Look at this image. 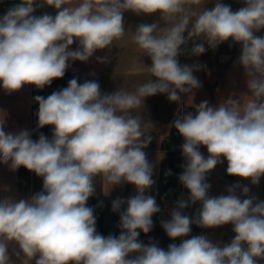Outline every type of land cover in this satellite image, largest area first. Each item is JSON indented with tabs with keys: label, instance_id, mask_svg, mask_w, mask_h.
Listing matches in <instances>:
<instances>
[{
	"label": "clouds",
	"instance_id": "obj_1",
	"mask_svg": "<svg viewBox=\"0 0 264 264\" xmlns=\"http://www.w3.org/2000/svg\"><path fill=\"white\" fill-rule=\"evenodd\" d=\"M240 3L233 10L222 0H19L0 16L5 94L25 86L43 90L63 78L72 62L87 63L98 51L105 55L95 62L110 63L109 53L129 31L142 57L151 60L150 66L143 63L148 79L132 91L102 92L96 79L74 77L47 97L35 96L37 129L50 127V137L7 131L0 111V165L12 172L23 167L42 179L41 190L27 197L0 195V264H264V200L249 186L264 178V35H258L264 31V0ZM40 8L55 14L36 15ZM126 12L157 19L133 30L126 27ZM225 43L240 46L234 65L243 69L246 91L216 105L207 99L193 103L202 87L194 73L204 66L182 65L179 57H199ZM157 94L178 105L186 96L192 108L177 112L171 123L183 138L178 181L189 195L160 221L173 241L166 249L139 239L153 230V216L161 212L156 197L147 194L156 165L145 149L155 125L142 116L146 98ZM225 161L227 175L249 184L232 183L210 195L207 177ZM98 183L106 197L125 184L135 189L111 201L118 235L97 231L88 201ZM196 204L194 214H185ZM192 225H231L234 236L219 242L190 235Z\"/></svg>",
	"mask_w": 264,
	"mask_h": 264
},
{
	"label": "crops",
	"instance_id": "obj_2",
	"mask_svg": "<svg viewBox=\"0 0 264 264\" xmlns=\"http://www.w3.org/2000/svg\"><path fill=\"white\" fill-rule=\"evenodd\" d=\"M18 2L19 0H0V16ZM44 12L52 15L55 14V10L52 8H40L35 14L41 15ZM124 18L126 27H130L133 30L141 22L151 23L157 19L155 16H136L131 12H126ZM258 35H264V31L258 33ZM76 46L74 44L72 47L75 48ZM190 46L191 43L189 44ZM239 54V45L229 47V43H225L220 45L216 50L208 49L199 57L191 56L187 52L179 57L182 65L198 63L204 66L200 71L194 73L201 82L202 87L195 91L193 103L199 104L202 100L207 99L210 104L216 105L221 98H225L231 93L246 91L243 69L234 65ZM103 55H105L104 52L98 51L87 63L72 62L66 74H69L71 78H78L79 82H83L86 79H96L100 84L102 92H111L116 90L117 87L132 91L136 85L148 79V73L144 64L150 66L151 60L146 56L142 57V53L132 43L131 31H129V34L123 40L117 42L111 53H109L110 63H96V56ZM90 73H95V76L90 75ZM35 93L34 86H25L20 91L12 94H5L0 89V111L6 114L7 131L15 132L20 129L31 131V112L37 104L34 102ZM184 100L186 102L178 105L169 102L165 94H157L145 100L142 116L145 120H150L155 125L152 132V142L145 149V152L149 161L156 165L153 175L155 184L147 194L156 197L161 212L153 216V230L147 235L141 233L139 238L156 234V226L161 228V235L166 234L161 227L160 221L169 218L168 214L170 210L181 196L187 198L189 195L188 191L178 181V177L173 183L167 182L165 165L167 150L174 149L180 151V146L183 143V138L174 127H171V123L176 117L177 112L179 114L183 111H192L190 107L191 101H187L186 96ZM45 135L51 136V128L48 126ZM200 150L202 153L207 154L206 148L202 147ZM183 162L182 157V164ZM226 168L227 163L225 161L223 164L218 165L207 177L208 182L212 186L210 195H220L224 192L225 187L232 183L249 184L247 180H240L238 177L227 175ZM38 185L42 188V179L34 173L22 169V167L16 172H12L6 166L0 165V195H13L17 199L27 197L36 192ZM249 186L251 194L257 196L260 200H264V178L261 179L258 186ZM5 187L10 189V191L3 192L2 189ZM134 194V187L130 184H125L122 187H115L110 195L106 197L100 184H97V193L88 202L96 210L95 214L101 228L100 234L105 236L110 233L114 235L119 234V215L111 211V201L117 197L127 198ZM100 202H102L103 206L97 207ZM198 207L199 204H196L185 209V214H194ZM200 234L208 235L214 241L219 242H229L234 236L231 225H225L216 229L202 228L201 231L195 233V235Z\"/></svg>",
	"mask_w": 264,
	"mask_h": 264
},
{
	"label": "trees",
	"instance_id": "obj_3",
	"mask_svg": "<svg viewBox=\"0 0 264 264\" xmlns=\"http://www.w3.org/2000/svg\"><path fill=\"white\" fill-rule=\"evenodd\" d=\"M72 79L69 74L64 75L63 78L61 79H55L50 86H46L43 90H36L35 96L40 95L47 97L50 95L53 91L62 89L67 86L68 81ZM38 111V104L33 107L32 112H31V131L33 132V139H37L38 135L42 132L45 134L47 126L42 128V129H37V116L36 113ZM165 165H166V172L171 170V175H167V182L168 183H173L174 180L179 176V174L182 172V156L181 152L179 150H174V149H168L166 152V157H165ZM22 169H25L22 167ZM27 170V169H25ZM97 231L101 232L100 224L99 221L97 220ZM159 229H161L159 227ZM162 233V230L160 233L156 232L157 236H160Z\"/></svg>",
	"mask_w": 264,
	"mask_h": 264
},
{
	"label": "rangeland",
	"instance_id": "obj_4",
	"mask_svg": "<svg viewBox=\"0 0 264 264\" xmlns=\"http://www.w3.org/2000/svg\"><path fill=\"white\" fill-rule=\"evenodd\" d=\"M226 1V0H225ZM243 5L240 3V0H233V4H232V8H233V10H236V9H238V8H240V7H242ZM205 156H207V154H205V153H203ZM41 190V187H40V185H38V187H37V190H36V192H38V191H40ZM88 206H91L92 207V205L88 202ZM98 220V219H97ZM152 239V240H154L155 242H157L158 244H159V246L160 247H162V248H165L166 249V247L169 245V243H170V239L167 237V235L166 234H162V235H160V236H157L156 234H153V235H149V236H147V237H144V238H139L141 241H143L144 243H148V241H149V239Z\"/></svg>",
	"mask_w": 264,
	"mask_h": 264
},
{
	"label": "water",
	"instance_id": "obj_5",
	"mask_svg": "<svg viewBox=\"0 0 264 264\" xmlns=\"http://www.w3.org/2000/svg\"><path fill=\"white\" fill-rule=\"evenodd\" d=\"M222 2L225 3V4L231 5L232 2H233V0H226V1L225 0H222ZM35 90H38V89L35 88ZM201 230H202V228L197 227L196 225H192V233L191 234L192 235H195L196 232H199ZM155 232L160 233L161 232V229H159L158 226H156Z\"/></svg>",
	"mask_w": 264,
	"mask_h": 264
},
{
	"label": "built area",
	"instance_id": "obj_6",
	"mask_svg": "<svg viewBox=\"0 0 264 264\" xmlns=\"http://www.w3.org/2000/svg\"><path fill=\"white\" fill-rule=\"evenodd\" d=\"M175 242H176V243H179L180 241H179V239H177ZM170 243H173V241L171 240ZM170 243H169V244H170ZM166 248H167V247H166Z\"/></svg>",
	"mask_w": 264,
	"mask_h": 264
}]
</instances>
